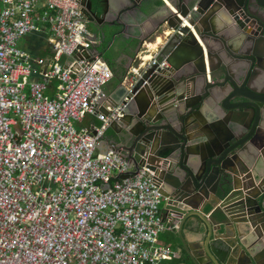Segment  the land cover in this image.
I'll list each match as a JSON object with an SVG mask.
<instances>
[{
	"label": "built area",
	"instance_id": "built-area-1",
	"mask_svg": "<svg viewBox=\"0 0 264 264\" xmlns=\"http://www.w3.org/2000/svg\"><path fill=\"white\" fill-rule=\"evenodd\" d=\"M41 28L48 57L16 48ZM99 43L75 0H0V264H158L176 255L155 244L178 228L160 214L155 172L97 149L133 99L140 70L167 65L144 61L141 49L124 82L128 94L105 114L99 108L114 75ZM87 113L100 124H72Z\"/></svg>",
	"mask_w": 264,
	"mask_h": 264
},
{
	"label": "water",
	"instance_id": "water-1",
	"mask_svg": "<svg viewBox=\"0 0 264 264\" xmlns=\"http://www.w3.org/2000/svg\"><path fill=\"white\" fill-rule=\"evenodd\" d=\"M75 1L113 45L125 17L159 12L151 0H115L118 18L106 23V0ZM165 1L173 11L157 26L169 32L157 58L167 67L140 73L97 149L157 174L194 264H264V0ZM156 30L134 37L135 55ZM126 77L110 94L112 109L129 92ZM186 228L197 251L181 236Z\"/></svg>",
	"mask_w": 264,
	"mask_h": 264
},
{
	"label": "crops",
	"instance_id": "crops-1",
	"mask_svg": "<svg viewBox=\"0 0 264 264\" xmlns=\"http://www.w3.org/2000/svg\"><path fill=\"white\" fill-rule=\"evenodd\" d=\"M106 1L107 7L109 9L106 20L108 21V23H114L118 18L117 14L115 13V0ZM161 1L151 0V3L154 6H157L159 9V12L155 15L147 18L140 17L138 19H135L133 16H128L127 18L125 17V26H121V34L115 41L114 45L110 42V38L104 40L102 37H96L92 28L87 23L88 29L100 42L97 50H99L98 53H100L99 55L101 56V58L103 59L106 56H112L113 58V69L111 70L114 77L104 88V94H106L107 100L103 104V106L99 108L100 111L108 112V107H111L110 94L113 93V91L118 86L119 81L124 79V77L128 74L129 69L133 66V62L135 59V48L131 47V42L134 41V37L149 35L157 28L162 18L169 12L173 11L172 8L168 7L167 9L163 6V4L167 6L165 0ZM41 29L42 30L39 32H34L26 35L29 41L25 46V48H28L27 53L25 52V54L29 55L32 58L48 57L50 54V46L48 44L49 33L45 28ZM162 29L164 32L162 31L161 36H158L162 38V41L160 43H158L159 38L156 36L158 39L156 37V39H149L145 44L146 46H148V56L150 57L157 55L160 46H162L163 42L165 41V32L167 31V28L163 27ZM124 44L128 45V47H124ZM102 48L103 50H101ZM98 124H100V120L94 114L87 113L81 121H76L75 126L91 127L92 125ZM105 132L111 133L113 132V130L108 127L106 128ZM164 206L165 202L164 200H162L159 210L163 220L167 222L171 220V217L166 215ZM218 206L219 204L214 205V207L211 205L206 206L205 212L207 213V216H210ZM174 223L178 226L179 221L176 220L174 221ZM181 236L184 238V241H186V243L188 244L190 243L196 251L199 249L197 247V244L194 242L195 235L190 231L189 228L184 229V231L181 233ZM155 242H157L155 243L156 245L168 247L171 250L175 251L176 255L173 258L177 260V264H194L189 256L188 250L183 247L181 240L179 239L177 229L173 231H163L159 234L158 239Z\"/></svg>",
	"mask_w": 264,
	"mask_h": 264
},
{
	"label": "rangeland",
	"instance_id": "rangeland-1",
	"mask_svg": "<svg viewBox=\"0 0 264 264\" xmlns=\"http://www.w3.org/2000/svg\"><path fill=\"white\" fill-rule=\"evenodd\" d=\"M163 28V27H162ZM161 28V29H162ZM162 31H163V29L161 30V31H158V32H155L154 34H152L149 38H148V40L149 39H156L158 36H161V34H162ZM167 31H168V29H167ZM165 32V34L167 35V33H169V32ZM164 32V31H163ZM157 36V37H156ZM156 37V38H155ZM159 38V37H158ZM157 38V39H158ZM28 37L27 36H25V37H23V38H21V39H19L17 42H16V48L17 49H19V50H21V52H26L27 53V50H28V48H25V46H26V44H28ZM152 41V40H151ZM148 43H150V42H148ZM146 44V42H144L143 44H142V46H141V48H140V50L141 49H144V48H146L147 49V55H145V57L146 56H148V46H146L145 45ZM161 47V46H160ZM140 50H139V52H140ZM139 52L137 53V54H139ZM158 53H159V50H158ZM158 53H157V55H155V56H153V57H158ZM136 54V55H137ZM136 55H135V58H136ZM158 59V58H157ZM134 61H135V59H134ZM133 64H134V62H133ZM133 67V66H132ZM132 67L130 68V70L132 69ZM129 70V71H130ZM144 70H147V69H144ZM143 70H140V72H139V75H140V73L142 72ZM128 75V74H127ZM54 85H55V83H54ZM52 94L51 92H48V91H46L45 92V95L46 96H48V97H50V95ZM72 124L75 126L76 125V122H72Z\"/></svg>",
	"mask_w": 264,
	"mask_h": 264
},
{
	"label": "trees",
	"instance_id": "trees-1",
	"mask_svg": "<svg viewBox=\"0 0 264 264\" xmlns=\"http://www.w3.org/2000/svg\"><path fill=\"white\" fill-rule=\"evenodd\" d=\"M104 48V46H103ZM103 48L101 50H103ZM99 52V50H98ZM100 54V53H99ZM103 60L113 69V58L112 56H106ZM158 264H177V260L174 258L161 260Z\"/></svg>",
	"mask_w": 264,
	"mask_h": 264
},
{
	"label": "flooded vegetation",
	"instance_id": "flooded-vegetation-1",
	"mask_svg": "<svg viewBox=\"0 0 264 264\" xmlns=\"http://www.w3.org/2000/svg\"><path fill=\"white\" fill-rule=\"evenodd\" d=\"M161 1V0H160ZM162 2V1H161ZM157 7V6H156ZM131 16H133L135 19H138V18H140V17H137V16H134V15H131ZM86 17V16H85ZM86 21H87V18H86ZM107 23H108V21H106ZM87 23H88V21H87ZM161 28H162V26H159V27H157L156 29V31L158 32V31H161ZM120 36V35H119ZM142 36V35H141ZM133 48H135V41H134V45L132 46ZM132 48V49H133ZM260 77H261V75H260ZM263 79H264V77H263ZM258 81V80H257ZM260 82H262V80L260 79L259 80ZM156 176H157V174H156ZM157 179H158V177H157ZM159 180V179H158ZM160 181V180H159ZM161 182V181H160ZM162 184V183H161ZM161 193H162V188H161ZM162 200H163V197H162ZM178 227V226H177Z\"/></svg>",
	"mask_w": 264,
	"mask_h": 264
},
{
	"label": "bare ground",
	"instance_id": "bare-ground-1",
	"mask_svg": "<svg viewBox=\"0 0 264 264\" xmlns=\"http://www.w3.org/2000/svg\"><path fill=\"white\" fill-rule=\"evenodd\" d=\"M161 41H162V38L159 37V39H158V43H160ZM149 57H150V56H146V57H144V61L149 60Z\"/></svg>",
	"mask_w": 264,
	"mask_h": 264
}]
</instances>
